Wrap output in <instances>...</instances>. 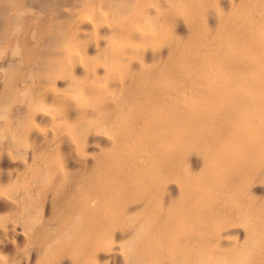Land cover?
<instances>
[{
  "label": "bare ground",
  "instance_id": "6f19581e",
  "mask_svg": "<svg viewBox=\"0 0 264 264\" xmlns=\"http://www.w3.org/2000/svg\"><path fill=\"white\" fill-rule=\"evenodd\" d=\"M0 264H264V0H0Z\"/></svg>",
  "mask_w": 264,
  "mask_h": 264
}]
</instances>
